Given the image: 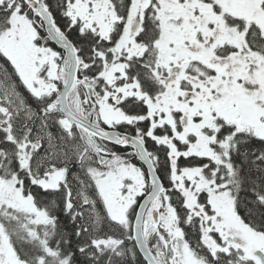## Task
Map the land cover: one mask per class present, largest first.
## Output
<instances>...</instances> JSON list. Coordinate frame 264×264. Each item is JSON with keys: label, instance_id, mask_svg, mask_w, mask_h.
Returning a JSON list of instances; mask_svg holds the SVG:
<instances>
[{"label": "snow or ice", "instance_id": "snow-or-ice-1", "mask_svg": "<svg viewBox=\"0 0 264 264\" xmlns=\"http://www.w3.org/2000/svg\"><path fill=\"white\" fill-rule=\"evenodd\" d=\"M0 58V264H264V0H0Z\"/></svg>", "mask_w": 264, "mask_h": 264}, {"label": "trees", "instance_id": "trees-1", "mask_svg": "<svg viewBox=\"0 0 264 264\" xmlns=\"http://www.w3.org/2000/svg\"><path fill=\"white\" fill-rule=\"evenodd\" d=\"M51 2L54 4L55 0H51ZM242 214H243V209H242ZM67 224H68V227L70 228L71 227V222L69 221V222H67Z\"/></svg>", "mask_w": 264, "mask_h": 264}, {"label": "flooded vegetation", "instance_id": "flooded-vegetation-1", "mask_svg": "<svg viewBox=\"0 0 264 264\" xmlns=\"http://www.w3.org/2000/svg\"><path fill=\"white\" fill-rule=\"evenodd\" d=\"M3 62V59L2 58H0V63H2ZM165 183H167V181H165Z\"/></svg>", "mask_w": 264, "mask_h": 264}]
</instances>
